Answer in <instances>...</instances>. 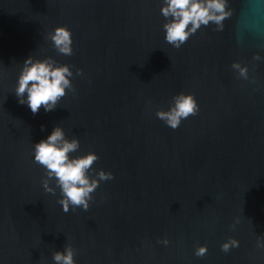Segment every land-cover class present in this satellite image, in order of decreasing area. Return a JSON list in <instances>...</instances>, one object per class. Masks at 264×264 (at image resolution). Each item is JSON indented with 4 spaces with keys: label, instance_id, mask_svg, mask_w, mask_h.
Instances as JSON below:
<instances>
[{
    "label": "water",
    "instance_id": "obj_1",
    "mask_svg": "<svg viewBox=\"0 0 264 264\" xmlns=\"http://www.w3.org/2000/svg\"><path fill=\"white\" fill-rule=\"evenodd\" d=\"M221 2L177 47L167 0H0V264H264V0ZM40 61L69 85L33 113ZM180 94L197 110L172 128ZM54 128L96 157L86 203L35 159Z\"/></svg>",
    "mask_w": 264,
    "mask_h": 264
},
{
    "label": "clouds",
    "instance_id": "obj_2",
    "mask_svg": "<svg viewBox=\"0 0 264 264\" xmlns=\"http://www.w3.org/2000/svg\"><path fill=\"white\" fill-rule=\"evenodd\" d=\"M222 10L221 0H167V6L162 8V13L165 16L171 14L173 20L165 25V39L179 47L201 23L207 24L209 20L221 19L222 17L214 15L213 12ZM190 23L192 27L188 28ZM54 41L56 45L63 46V52L70 51V33L67 30L58 29ZM68 74L70 73L66 66L54 67L46 61L30 63L18 79L16 93L21 97L19 102H26L33 113L38 112L41 106L45 111L51 110L57 100L65 94L64 89L69 85L66 78ZM25 92L26 101L23 99ZM196 110L194 98L180 94L170 111L158 113V116L165 119L168 126L176 128L181 118L195 114ZM62 141V130L54 128L46 139L36 144L35 159L56 175L68 202L74 205L86 203L85 197L89 196L96 184L89 183L85 171L96 157L90 154L84 158L70 160L67 153L73 150L76 144ZM54 259L63 260L64 264H72L70 252L66 256L57 253Z\"/></svg>",
    "mask_w": 264,
    "mask_h": 264
}]
</instances>
